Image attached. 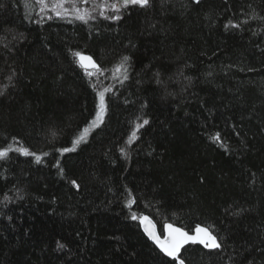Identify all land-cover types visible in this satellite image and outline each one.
<instances>
[{
    "label": "trees",
    "instance_id": "obj_1",
    "mask_svg": "<svg viewBox=\"0 0 264 264\" xmlns=\"http://www.w3.org/2000/svg\"><path fill=\"white\" fill-rule=\"evenodd\" d=\"M38 13L0 0V150L35 153L0 159V264H176L142 216L222 242L185 245V264H264V0H150L87 24Z\"/></svg>",
    "mask_w": 264,
    "mask_h": 264
},
{
    "label": "snow or ice",
    "instance_id": "obj_2",
    "mask_svg": "<svg viewBox=\"0 0 264 264\" xmlns=\"http://www.w3.org/2000/svg\"><path fill=\"white\" fill-rule=\"evenodd\" d=\"M195 2H199V0H195ZM92 4V8H81L78 7L77 4ZM150 0H113V2L109 3V0H102V2L97 3V0H51V2H48V0H35V4L39 6V13L40 15V21L42 22L45 18L46 19H52V15H42L46 12H51L55 15L57 18H68L71 17L72 19L79 20L85 24L88 23L89 20L95 19V17L92 15L93 11H95L96 8L100 9V16L104 19H113V20H119L122 18L121 11L122 9H127L129 6H139V7H147L149 6ZM66 4H70L71 7H66ZM26 6H28L26 4ZM111 10L115 15L108 16L105 15V12L107 10ZM229 25L226 24L225 27H228ZM231 27H239L237 24H231ZM12 39H16V37H12ZM11 41L8 40L5 36H0V47L11 51L12 48L10 47ZM74 55L77 57L80 66L85 69V74L89 77L93 75V71H90L89 68L95 70V73H101L102 69L97 65V63L93 60L91 56H86L80 52L74 53ZM129 60V57L125 56L123 57V61L121 65L116 69L117 72L123 70L125 73L127 72V69L125 65L127 64ZM250 71L252 69H249ZM127 75H124V79H127ZM9 81H11V77L8 78ZM160 81L157 80V83ZM108 91V89H105L104 91H100L98 93L99 97V104L97 106V112L95 119L92 121V125H99L103 122L104 114L107 111V104L105 101V92ZM4 94L3 91H0V96ZM149 121L147 119L143 120L142 124H137L135 130L132 132L131 137L129 138V143H131L136 137V133L139 130L140 127H143V125H147ZM89 131L88 128L84 129V132L87 133ZM84 139V136H79L74 141V146L79 144L81 140ZM213 140L219 141L220 135L217 133L214 137H212ZM74 150L69 148H63L60 149L61 154L64 152H68ZM12 151H18L21 152L23 155H35V153L30 152L27 148L24 147H18L16 149H13L11 146L8 148H5L3 150H0V159L7 158L9 153ZM123 151V150H122ZM47 155V153H45ZM36 161L39 163L41 161L40 156H36ZM57 167L59 165L57 164ZM61 171H63L61 169ZM71 183L78 187L75 180H72ZM131 196L132 194L129 193ZM132 203H134V199L129 202L127 205L130 209L132 207ZM131 218L133 220H136L137 213L136 211L131 212ZM140 222L145 225V232L148 234V236L156 243L157 247L160 249V251L167 257L171 258V260L175 261L176 264H185L184 259L181 256V249L184 248L185 245L191 243V244H200L205 249H208L209 251H215L220 253L221 255L224 254L223 244L222 242L217 238L216 235L213 234V231L209 227H203L199 224H197L194 228V234L190 235L189 231L184 230L181 227H175L173 224L168 223L164 226L165 230L167 231V236L162 240L159 235L155 232V225L152 223V221L149 219L148 216H142L140 218ZM60 247H63V245H60Z\"/></svg>",
    "mask_w": 264,
    "mask_h": 264
},
{
    "label": "water",
    "instance_id": "obj_3",
    "mask_svg": "<svg viewBox=\"0 0 264 264\" xmlns=\"http://www.w3.org/2000/svg\"><path fill=\"white\" fill-rule=\"evenodd\" d=\"M195 4H198V3H200L202 0H199V2L197 3V2H195V0H192ZM86 56H89V55H86ZM93 58V57H92ZM93 60L97 63V61L93 58ZM79 62V61H78ZM79 65H80V63H79ZM97 65L99 66V64L97 63ZM81 67V66H80ZM100 67V66H99ZM82 68V67H81ZM83 70H85L84 68H82ZM89 70L90 71H95V70H93V69H91V68H89ZM149 219L152 221V223L155 225V232H156V234L157 235H159L160 236V238L163 240L166 236H167V231L165 230V236L164 237H162L161 235H160V232H159V230H158V226L156 225V223L149 217ZM141 229H142V232L144 233V235L147 237V239L153 244V245H155V246H157L156 245V243L148 236V234L145 232V230H144V228H145V225L144 224H142L141 223ZM198 245H200V244H198Z\"/></svg>",
    "mask_w": 264,
    "mask_h": 264
},
{
    "label": "rangeland",
    "instance_id": "obj_4",
    "mask_svg": "<svg viewBox=\"0 0 264 264\" xmlns=\"http://www.w3.org/2000/svg\"><path fill=\"white\" fill-rule=\"evenodd\" d=\"M48 2H51V0H48ZM111 2H113V0H110V3ZM66 6V5H65ZM108 15V14H107ZM113 15H115V13H113L112 11H111V13L109 14V16H113ZM93 73H94V71H93Z\"/></svg>",
    "mask_w": 264,
    "mask_h": 264
}]
</instances>
